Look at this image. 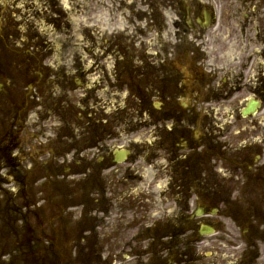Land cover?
<instances>
[{"label":"flooded vegetation","instance_id":"flooded-vegetation-1","mask_svg":"<svg viewBox=\"0 0 264 264\" xmlns=\"http://www.w3.org/2000/svg\"><path fill=\"white\" fill-rule=\"evenodd\" d=\"M70 38L77 39V65L45 61L55 50L53 39L68 53ZM0 94V181L7 168L21 191L34 164L69 167L72 161L89 185L81 201L90 215L82 238L15 239L17 264H72L70 243L96 246L102 236L109 245L123 242L124 227H112L111 183L117 141L134 129V107L139 118L157 112L136 128L159 135L166 154L160 153L161 175H173V194L190 177L219 171L225 173V212L234 213L243 209L240 199L255 197L252 186L264 185V0H0ZM121 98L129 112L119 115ZM29 117L33 142L27 148L22 133ZM54 214L30 230L54 233L60 213ZM258 225L257 239L226 254L225 264H255L261 255L264 264V222ZM59 243L69 246L61 249L62 262L54 261ZM225 245L237 243L225 239Z\"/></svg>","mask_w":264,"mask_h":264},{"label":"rangeland","instance_id":"rangeland-1","mask_svg":"<svg viewBox=\"0 0 264 264\" xmlns=\"http://www.w3.org/2000/svg\"><path fill=\"white\" fill-rule=\"evenodd\" d=\"M75 41L77 42V39L70 38L68 43L65 44V46H68V53H64L63 50L60 53L59 47L62 46V40L53 39L55 50L45 56V61L52 63L67 62L68 64L77 65L78 54L77 52L73 53ZM69 75H72L71 78L78 77L73 71H69ZM124 95H126V92L122 94V96ZM3 101V94H0V104ZM125 104H127V99L121 98L118 105L119 115L129 112L128 109L122 110ZM72 106L73 109L70 110L69 117H73V112L76 111V104ZM153 113L154 116L141 115L142 118H139L136 107H134L131 115L134 129L122 132L119 135L118 147L128 148L131 153L130 158L119 164L117 171L112 175L115 180L111 183V190L113 191L112 227H118L126 223L135 224L136 222H138V225L130 227L118 235L123 242L120 246L104 248L102 258L109 257V250H112L111 254L115 253L118 256L114 264H225L226 254L230 253L231 256H234L247 245L249 240L257 239V234L260 232L258 223L264 222V185L255 184L252 186L255 197H250L249 200L240 199L242 201L240 206L243 209L238 206L234 213L225 212V173L219 171L211 173L212 178L202 177V180H197V177L192 179L190 177L183 184L181 183L180 192L173 194V183L171 182V176L173 175H161L160 161L162 158L160 153L166 154L161 149L162 144L159 135L156 132H148L146 129H142L141 126L136 128L139 124H142L140 123L141 120L144 124L150 123L153 120L152 118L156 117L157 112L155 109H153ZM27 126L30 127V122ZM24 138L28 144L31 142L32 138L29 134H26ZM69 165L70 176L67 179L68 185L65 198L68 203L74 204L75 208L71 206V209L65 212H74L75 217L69 220V215L66 214L68 223L65 222L64 225L61 222L59 223L57 228L58 239L79 237L82 224L79 219L80 201L85 199V191L89 186L82 182V176L77 174L82 167L72 161L69 162ZM59 169L62 170V167L60 166ZM45 171L49 174L52 169L50 166L37 168V176ZM48 180L45 184L37 182L35 186L34 184H31L33 186L28 185L26 191L21 190L18 195L1 197L0 193V264H13L15 259L12 260L11 245L15 239L20 236L28 238L35 234L36 231L32 232L30 230V223H39V216L43 218L44 223H49L47 220L53 216L54 205L61 202L67 183L59 181L60 179L55 180V178L54 181L51 178ZM48 183L52 186V190L47 185ZM8 186L13 188L14 185L9 184ZM240 186L242 185L240 184ZM245 186L248 188L249 184ZM55 187L61 196L55 191ZM167 187H171L170 193L167 192ZM108 196L111 195L108 193ZM35 201L38 204H43V206H36ZM233 201L237 202V199H233ZM31 203L34 204L35 209L31 207ZM200 203L206 206L204 215L195 216L194 212ZM23 206H25V209ZM213 206L218 207V210L216 213L210 214V208ZM19 207L23 211L20 215L23 220L16 221L15 217H9V212L16 213L15 209ZM134 212L139 213L135 214ZM114 214H117V218H121L119 223L114 221ZM56 218L60 220L61 216L58 215ZM238 220L242 221L240 227L238 226ZM25 223L29 224L25 226L23 225ZM201 223L214 226L215 233L198 235V228ZM151 224H154V226ZM7 226L10 227V231L7 230ZM146 227L149 228L147 235L153 236L152 240L151 238H148V240L145 238L146 234L143 230ZM245 228H248V230L245 231ZM151 229H154V231H151ZM65 231H67L69 237ZM138 231L140 232V238L136 242L135 234ZM102 232L105 233V231ZM49 237L52 238L51 235ZM225 239L233 242V244L237 243V245L227 246L225 245ZM128 241L131 242V246L129 244L124 245ZM257 244L262 248L261 242ZM62 245H65V247ZM66 245V243H59L57 249L64 248L66 250ZM71 247L74 253L72 264H85V262L88 264L108 263H104L102 261L104 259L92 258L93 254L90 253L91 251L87 247H74L73 245ZM80 249L83 252H89V254L83 256ZM53 251L55 252V247ZM131 253L134 255H131ZM61 255H64V258H60ZM65 256L64 251L60 252L56 255L54 261H65ZM262 257L263 255L260 259ZM260 259L254 260L255 264H259Z\"/></svg>","mask_w":264,"mask_h":264}]
</instances>
